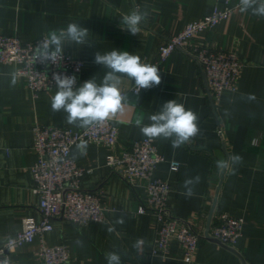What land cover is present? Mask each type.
<instances>
[{
    "label": "crops",
    "instance_id": "1",
    "mask_svg": "<svg viewBox=\"0 0 264 264\" xmlns=\"http://www.w3.org/2000/svg\"><path fill=\"white\" fill-rule=\"evenodd\" d=\"M136 4L147 15L137 35H132L120 22L135 11ZM216 4L239 6L229 18L197 34L193 42L239 54L244 67L237 90L224 92L214 102L201 65L182 50L174 51L158 67L161 83L141 89L137 95L132 92L134 81L122 75L120 90L127 101L124 111L111 117L119 126L116 146L83 141L72 148L77 164L87 169L80 179L82 188L105 190L104 220L78 228L69 220L54 219L52 230L12 252L14 264H41L36 252L43 242L65 244L72 256L69 264H108L109 253L118 254L120 264H244L237 253L207 239L201 242L193 262L185 260L177 242L171 244L168 254L154 255L158 223L154 212H141L146 196L143 184H129L106 164L108 154H120L133 141L146 138L140 127L149 125V117L169 100L197 115L199 131L178 148L172 147L171 139L154 138L157 150L166 158L155 174L173 186L168 211L205 227L220 180L217 162L228 163L214 215L240 217L243 234L234 248L249 264H264V16L254 15L252 9L241 11L240 0L228 4L220 0H0V33L17 35L27 43L78 23L89 30V44L66 46L64 52L85 62L77 86L93 78L99 84L108 70L94 63L96 52L128 51L151 65L158 60L161 43L207 15ZM15 70V65L0 62V246L22 228L26 216L42 218L33 174L38 160L34 128L78 127L66 122L62 110H52L51 98L57 88L34 97L28 79ZM237 155L242 157L239 163L230 159ZM172 160L180 162L177 170L170 168ZM188 179L194 181L188 186L191 196L185 194Z\"/></svg>",
    "mask_w": 264,
    "mask_h": 264
},
{
    "label": "built area",
    "instance_id": "2",
    "mask_svg": "<svg viewBox=\"0 0 264 264\" xmlns=\"http://www.w3.org/2000/svg\"><path fill=\"white\" fill-rule=\"evenodd\" d=\"M229 3L230 0H220ZM237 5L220 7L216 4L204 17L188 23L181 31L171 35L158 47V60L151 65L159 67L174 51L182 50L196 58L204 71L211 98L218 102L226 91H235L244 67V61L237 52L224 48L200 45L193 42L197 34L213 28L221 20L229 18ZM135 10H139L135 5ZM48 36L23 43L17 35L0 33V62L16 66L15 72L28 79V89L36 97L42 91L56 88L53 73L74 75L78 84L85 62L64 52L58 64L46 67L35 61L37 45ZM132 92L137 95L134 88ZM125 94V93H122ZM222 134V130H219ZM119 140V126L111 119L89 127L66 125L36 126L34 128V149L38 160L33 167L35 190L40 195L41 220L33 216L23 219L22 228L0 246V264H14L12 252L19 246L32 242L37 236L53 229V220H69L83 228L92 221L105 218L107 204L102 188L85 190L80 184L81 176L87 171L75 161L72 148L83 141L107 146H116ZM165 157L157 150L154 138H143L124 147L120 154L107 155L106 164L114 167L131 185L141 182L146 196L141 212L150 210L157 217V237L154 255L168 254L173 242L180 244L185 260L193 262L201 242L205 239L204 228L173 216L167 208V200L173 190L169 180L156 176L159 163ZM180 162L170 161V168L177 170ZM244 222L235 214L221 213L210 227V233L221 242L235 246L243 234ZM41 264H69L71 252L65 244L48 246L44 242L36 252Z\"/></svg>",
    "mask_w": 264,
    "mask_h": 264
},
{
    "label": "clouds",
    "instance_id": "3",
    "mask_svg": "<svg viewBox=\"0 0 264 264\" xmlns=\"http://www.w3.org/2000/svg\"><path fill=\"white\" fill-rule=\"evenodd\" d=\"M240 5L241 11L252 9L254 15L264 16V0H240ZM146 15L147 13L135 10L123 16L120 24L132 35H137L139 26ZM88 36L87 28L81 27L78 23H69L65 30H60L58 33L53 32L47 40L37 45L34 59L46 67L49 63L58 64L63 59L66 46L89 44ZM94 63L108 70L99 84L93 78L77 86L74 75L53 73L52 79L57 91L51 98V108L56 112L61 110L65 112L68 124L86 128L104 122L118 111L123 112L124 101H127V97L120 90L122 75L134 81L136 93H139L141 89H150L161 83L157 66L142 63L139 56L128 51L113 49L104 54L96 52ZM149 119L151 121L149 125L140 127L141 133L148 138L171 139L174 148L189 141L199 131L197 115L192 110H186L183 104L175 100L164 103L160 110L152 114ZM141 122V119H138L137 126H140ZM230 159L239 163L242 157L237 155ZM217 167L224 169L227 164L224 161H218ZM198 181L199 177H196L195 182ZM193 183L192 179L185 181V187L188 189L185 193L187 196L193 194L192 189L188 187ZM106 259L108 264H120V256L116 253H109Z\"/></svg>",
    "mask_w": 264,
    "mask_h": 264
},
{
    "label": "water",
    "instance_id": "4",
    "mask_svg": "<svg viewBox=\"0 0 264 264\" xmlns=\"http://www.w3.org/2000/svg\"><path fill=\"white\" fill-rule=\"evenodd\" d=\"M226 164L228 167V163H226ZM227 167L224 169H221V172H220V180H219V184H218L217 189H216V193H215V197H214V204H213L212 209L210 210L209 214L207 215V222H206V226L204 228V237H205V239H207L209 241L221 243L223 246H225V247L231 249L232 251H234L235 253H237L240 256V258L243 260L244 264H249L233 246H230V245H227V244L221 242L218 238H216L215 236H213L210 233V227H211V224H212L213 219L215 217L214 213H215V208H216V204H217V200H218V195H219L223 180L225 178Z\"/></svg>",
    "mask_w": 264,
    "mask_h": 264
}]
</instances>
